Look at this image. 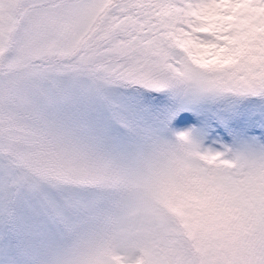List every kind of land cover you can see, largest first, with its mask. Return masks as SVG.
Here are the masks:
<instances>
[{
  "label": "snow or ice",
  "instance_id": "snow-or-ice-1",
  "mask_svg": "<svg viewBox=\"0 0 264 264\" xmlns=\"http://www.w3.org/2000/svg\"><path fill=\"white\" fill-rule=\"evenodd\" d=\"M0 264H264V0H0Z\"/></svg>",
  "mask_w": 264,
  "mask_h": 264
}]
</instances>
